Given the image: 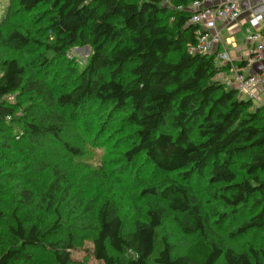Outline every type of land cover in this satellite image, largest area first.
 <instances>
[{
	"label": "trees",
	"instance_id": "obj_1",
	"mask_svg": "<svg viewBox=\"0 0 264 264\" xmlns=\"http://www.w3.org/2000/svg\"><path fill=\"white\" fill-rule=\"evenodd\" d=\"M10 1L0 264H80L78 250L98 264H264V104L216 79L230 64L190 52L195 0ZM85 45L84 64L69 57ZM104 117L115 128L92 138ZM91 146L104 159L86 171L75 159ZM252 233L259 245H238Z\"/></svg>",
	"mask_w": 264,
	"mask_h": 264
},
{
	"label": "built area",
	"instance_id": "obj_2",
	"mask_svg": "<svg viewBox=\"0 0 264 264\" xmlns=\"http://www.w3.org/2000/svg\"><path fill=\"white\" fill-rule=\"evenodd\" d=\"M191 9V21L198 24L200 30L198 42L190 47V52L215 54L217 64L230 62L229 53L221 48L223 39L216 31L217 22L237 20L241 15L239 2L230 0L219 5H205L203 0H195L191 3ZM250 39L255 43L254 53L244 58L243 65L231 66L233 73L225 79V84L237 88L240 96L247 95L256 103L263 104L260 96L264 91V69L260 73L245 70L252 68L256 61L264 59V37L261 33L254 32L250 34Z\"/></svg>",
	"mask_w": 264,
	"mask_h": 264
},
{
	"label": "rangeland",
	"instance_id": "obj_3",
	"mask_svg": "<svg viewBox=\"0 0 264 264\" xmlns=\"http://www.w3.org/2000/svg\"><path fill=\"white\" fill-rule=\"evenodd\" d=\"M10 4H11L10 0H0V23L5 19L6 15H7V12L9 10V8H10ZM5 48L8 49L9 47H5ZM90 49H91V47L89 45L79 46V47L77 46L69 53V57L74 56V57H72V60H74V61L77 60L78 62L84 64L86 62L87 58H88V55L90 54ZM10 52H11V50L8 51L7 54L10 53ZM24 53L25 54L23 56H24V58L26 60L30 59L31 57L34 58L37 55V51L36 50H33V52H30V51L26 50ZM229 75H230V73H228V71H226V70L225 71H221V72H219L216 75V79L221 80V81H223L225 83L226 77H224V76H229ZM51 80H52V77H51V79L48 80V84L52 85ZM226 86H227V88H231V86H229V85H226ZM242 97H244L246 99L249 98L247 95H243ZM10 98H11V96H10ZM260 98H261V101L264 104V93H261ZM256 104H258V103H256ZM99 117H100V114H99ZM93 120H91L89 122H92ZM101 120L99 121V120L95 119L94 122L92 123V124L95 125V128H96L93 135H92V132L88 133L89 135H92V138L99 136L105 130L102 127L99 128V126L101 124H104L105 128H107V131H110V129L115 128V126L111 125V123L105 121V120H107L106 117H104V119L101 118ZM83 121H82V124L79 123V127L81 129L87 130V126L86 125H88V124L85 125V123H84L85 121L84 122ZM88 134H86V136ZM101 144H102V142H101ZM112 145H113V143H109V147H111ZM53 147L54 146L51 147L52 150H56V153L58 155L61 154L62 150L57 151L58 148L57 149H53ZM104 149L105 148L103 146L102 147L101 146H91L90 150H87V154H85L82 157H78V158L75 159L78 167L80 169H84L86 171L91 170V168H87V165H91L93 168L99 167L100 164H103V159H104L103 156H104V153H105ZM110 151H112V153H113V150H110ZM105 158H106V156H105ZM111 158H112V156L110 154L107 157V159L111 160ZM119 164H122V165L125 166L124 162L119 158L118 161H116V162H114V160L109 161L108 162V167H109V165L110 166L112 165V168H114L115 165H119ZM119 170H120V168L114 169V170H112L110 172H115V175L118 176L120 173H118V174H116V173ZM146 174H150V173H148V171H147V172L144 173V175H146ZM173 176H172V178H173ZM174 178H175V176H174ZM193 185L196 188L197 192H199V194H200L199 196L203 200H206L205 191L209 195H211V192H213V190L209 186V184L206 181V179L205 180L204 179L201 180L200 177H196L194 179ZM201 194H204L205 197H203ZM174 239L178 243V245H180V246L183 245L184 242H185V238H182L179 234H176L174 236ZM260 241H261V235L259 233H252L249 237L246 236V237L240 239L238 245L239 244L245 245V244H249V243H254L255 245H259ZM88 255H89L88 252H85L84 250H78V252L75 253L76 259H78L80 261V264H98L93 259H91V257H89V259L86 260L85 257L88 256ZM219 264H225V261H224L223 258L219 261Z\"/></svg>",
	"mask_w": 264,
	"mask_h": 264
},
{
	"label": "crops",
	"instance_id": "obj_4",
	"mask_svg": "<svg viewBox=\"0 0 264 264\" xmlns=\"http://www.w3.org/2000/svg\"><path fill=\"white\" fill-rule=\"evenodd\" d=\"M226 1L230 0H203L205 5H219ZM236 1L240 4V17L234 21L219 20L217 22L216 31L223 39L221 48L226 49L231 57L230 62L220 63L219 65H239L247 55L254 53L255 43L250 39V34L259 32L264 37V0ZM263 69L264 59L256 61L252 68L245 71L260 73ZM226 71L230 73L229 76L233 73L231 68ZM229 76L224 77L228 78Z\"/></svg>",
	"mask_w": 264,
	"mask_h": 264
}]
</instances>
